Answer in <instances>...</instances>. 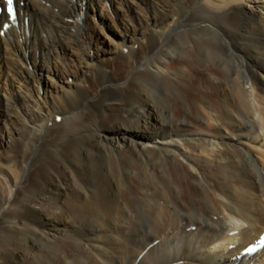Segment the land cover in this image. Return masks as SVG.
Listing matches in <instances>:
<instances>
[{"label": "bare ground", "instance_id": "6f19581e", "mask_svg": "<svg viewBox=\"0 0 264 264\" xmlns=\"http://www.w3.org/2000/svg\"><path fill=\"white\" fill-rule=\"evenodd\" d=\"M16 2L0 264H264V0Z\"/></svg>", "mask_w": 264, "mask_h": 264}, {"label": "rangeland", "instance_id": "374dc122", "mask_svg": "<svg viewBox=\"0 0 264 264\" xmlns=\"http://www.w3.org/2000/svg\"><path fill=\"white\" fill-rule=\"evenodd\" d=\"M11 155L12 154H10L9 156H11ZM9 156H7V157H9ZM4 165H5L6 168H8L10 170V172L15 173V171H14V168L15 167L14 166L8 164L7 162ZM1 193H2V186L0 185V198H1ZM41 248H43V252H41L42 254H40V256L37 259V261H47V260H49V254L47 253V247L44 244H42ZM45 250H46V252H45ZM34 257H36V256H34ZM34 257H32L30 259V261H32V260L35 261V258Z\"/></svg>", "mask_w": 264, "mask_h": 264}, {"label": "snow or ice", "instance_id": "6c2138e0", "mask_svg": "<svg viewBox=\"0 0 264 264\" xmlns=\"http://www.w3.org/2000/svg\"><path fill=\"white\" fill-rule=\"evenodd\" d=\"M12 3H13V0H7V4H8V10H9V12H11V5H12Z\"/></svg>", "mask_w": 264, "mask_h": 264}]
</instances>
